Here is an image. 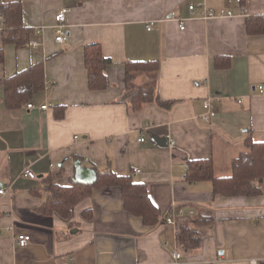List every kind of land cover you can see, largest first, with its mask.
Wrapping results in <instances>:
<instances>
[{
    "label": "crops",
    "instance_id": "1",
    "mask_svg": "<svg viewBox=\"0 0 264 264\" xmlns=\"http://www.w3.org/2000/svg\"><path fill=\"white\" fill-rule=\"evenodd\" d=\"M20 1L39 44L4 43L0 15V83L42 62L44 87L10 109L0 84V264H264V180L258 195L223 196L211 180L187 177L188 161L197 159H212L216 176H230L233 160L249 150L248 137L264 143V94L257 90L264 33L247 29L248 16L264 14V0ZM197 2L234 15L205 19L200 7L190 10ZM64 7L67 39L58 42L55 16ZM91 43L112 60L103 89L89 86ZM218 57L230 64L218 66ZM141 60H157L159 69L137 72L135 86L153 88L169 106L152 101L134 109L126 63ZM207 99L214 114L204 120ZM46 103L51 107L41 109ZM76 162L96 177L112 170L145 183L160 221L146 225L128 212L119 186L94 188L69 218L42 213L45 179L60 173L64 183L77 180ZM26 167L36 178L22 174ZM174 207L185 214L168 224ZM204 217L213 220L197 226L201 244L180 247V226ZM20 233L32 238L24 247L14 239Z\"/></svg>",
    "mask_w": 264,
    "mask_h": 264
},
{
    "label": "trees",
    "instance_id": "2",
    "mask_svg": "<svg viewBox=\"0 0 264 264\" xmlns=\"http://www.w3.org/2000/svg\"><path fill=\"white\" fill-rule=\"evenodd\" d=\"M245 5V0H242ZM0 15L3 18V41L14 43L18 47L29 44L35 30L24 25L22 1H0ZM247 29L250 34L264 33V14L247 17ZM4 60L3 49H0V62ZM225 62V63H223ZM112 60L105 56L99 43H91L85 47V65L88 69V81L91 89L106 88V69ZM216 63L220 67L230 64L229 58L218 57ZM224 64V66L222 65ZM159 69L157 60H141L126 63L127 90L131 92L130 102L134 109H141L146 103L156 101L162 106H169L172 101L161 99L153 88L135 86L137 72L155 71ZM6 88V103L10 109L20 107L44 87V65L33 64L16 75L1 82ZM0 83V84H1ZM249 150L239 154L232 162V174L218 177L214 173L212 159L188 161L187 177L189 181L211 180L215 194L223 196H252L262 192L259 184L264 180V143L247 138ZM119 186L122 190L124 205L128 212L142 217L146 225H155L160 215L151 200L145 183L135 181L132 174H117L112 170L99 172L94 182L86 183L71 179L64 183L55 176L45 179L46 198L39 207L44 214H58L64 218L71 216L73 208L84 198L92 195L94 188ZM91 217V212H86ZM166 220V219H165ZM212 217L196 218L192 225H181L177 234V243L186 250L201 244L202 234L198 225L209 223Z\"/></svg>",
    "mask_w": 264,
    "mask_h": 264
},
{
    "label": "built area",
    "instance_id": "3",
    "mask_svg": "<svg viewBox=\"0 0 264 264\" xmlns=\"http://www.w3.org/2000/svg\"><path fill=\"white\" fill-rule=\"evenodd\" d=\"M241 1L242 0H236V2L238 4H241ZM189 7H190V10L193 11V12H194V10H196L197 7H200V9H201L200 15L203 18H205V19H209V18H213V17H223V16L234 15V11L232 9H224V8H222V9H214V8H209L205 3H202V2L192 3ZM68 12H69V8L64 7V8H61L57 12V14L55 16L54 28H55V31H56V34H57L56 35V40L58 42H65L66 39H67V24H66V21H67ZM171 15L176 20H179V25H180L181 29H184L186 27L185 21L180 19V18H178L176 12H172ZM148 29H151V25L148 26ZM29 44L32 45V46H38L39 43L37 41H35V40H30ZM257 90H258L259 93L264 94V83L258 85L257 86ZM239 101L242 102L243 100L239 99ZM28 107L33 108L34 104L33 103H29ZM50 107H51L50 103H46V104H43V105L40 106V108L43 109V110H47ZM204 107H205L206 111L201 115V118L204 119V120H209L211 115L214 114V111H213V108H212L213 107L212 106V101L210 99L205 100L204 101ZM138 140L140 142H143L145 140L144 134H141ZM139 171L140 170L138 168H136L134 170V172H136V173H138ZM22 174L24 176H26V177H29V178H36V174L29 167L24 168ZM4 192H5V189L2 188L0 190V193H4ZM184 214L185 213L183 212V210H177L174 207L173 210H172V214L166 218L165 222L168 223V224H175V222H176L175 221V217L177 215L181 216V215H184ZM14 239H15L16 243L19 246H22V247L28 245L31 242V240H32L31 236L28 233L15 234ZM180 256L181 255H180L179 252H176L174 254L176 262L180 259Z\"/></svg>",
    "mask_w": 264,
    "mask_h": 264
},
{
    "label": "water",
    "instance_id": "4",
    "mask_svg": "<svg viewBox=\"0 0 264 264\" xmlns=\"http://www.w3.org/2000/svg\"><path fill=\"white\" fill-rule=\"evenodd\" d=\"M76 168H77V180L79 182H86V183H92L95 181L96 176L95 172L93 170H90L89 168H84L80 166V163L76 162ZM82 174L85 178L81 179L79 175ZM95 176V177H94ZM89 177V178H88Z\"/></svg>",
    "mask_w": 264,
    "mask_h": 264
}]
</instances>
